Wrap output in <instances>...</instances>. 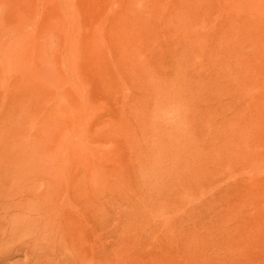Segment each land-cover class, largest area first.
Segmentation results:
<instances>
[{
	"label": "rangeland",
	"instance_id": "rangeland-1",
	"mask_svg": "<svg viewBox=\"0 0 264 264\" xmlns=\"http://www.w3.org/2000/svg\"><path fill=\"white\" fill-rule=\"evenodd\" d=\"M0 222V264H264V0H0Z\"/></svg>",
	"mask_w": 264,
	"mask_h": 264
},
{
	"label": "bare ground",
	"instance_id": "bare-ground-1",
	"mask_svg": "<svg viewBox=\"0 0 264 264\" xmlns=\"http://www.w3.org/2000/svg\"><path fill=\"white\" fill-rule=\"evenodd\" d=\"M28 188V187H27ZM26 189V188H25ZM8 190V189H7ZM24 190V189H23ZM27 193H29V192H27ZM12 194V193H11ZM13 194H14V192H13ZM24 195H26V193L24 194ZM2 196V195H1ZM10 196H12V195H10ZM9 196V197H10ZM28 197H29V195H28ZM11 198V197H10ZM23 198V197H22ZM12 200H13V198H12ZM29 201V200H28ZM24 203H26V202H24ZM30 203V202H29ZM29 203L27 204V205H29ZM21 204V203H20ZM14 205H15V203H14ZM26 205V206H27ZM17 206V205H16ZM28 207V206H27ZM4 208H5V206H4ZM16 208V207H15ZM18 208V207H17ZM16 208V209H17ZM16 209H14L13 208V205H9L8 207H7V210H8V212H7V215H6V217H8V216H11V214H16V212H17V210ZM21 208H19V210H20ZM3 210V209H2ZM4 212V211H3ZM24 212V211H23ZM24 213H26V212H24ZM18 215V214H17ZM24 215H27V214H24ZM16 216V215H15ZM6 220V219H5ZM1 223V222H0ZM9 223V222H8ZM13 223H15V222H12V224ZM23 224V223H22ZM17 229H20V225H16L15 226ZM11 230V229H10ZM13 234V233H12ZM56 251V250H55Z\"/></svg>",
	"mask_w": 264,
	"mask_h": 264
}]
</instances>
